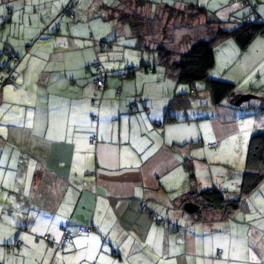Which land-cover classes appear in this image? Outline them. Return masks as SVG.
Listing matches in <instances>:
<instances>
[{"label":"crops","instance_id":"crops-1","mask_svg":"<svg viewBox=\"0 0 264 264\" xmlns=\"http://www.w3.org/2000/svg\"><path fill=\"white\" fill-rule=\"evenodd\" d=\"M125 1L99 0V4L108 16L125 23L118 18L116 8ZM230 1L146 0L141 8L150 14L170 9L205 10L197 20L198 25L208 28L206 33L197 32V37L205 39L220 22H227L224 27L230 30L246 16L264 22V0H254L255 12ZM0 2L2 15L8 5L24 10L29 4L28 0ZM12 14L16 15L14 7ZM215 54L211 75L236 84L235 92L219 104L213 103L206 87L198 93L196 86V92L189 94L192 87L178 83L165 69L139 70L127 78L109 75L102 92L95 86L93 73L86 74L82 88L79 77H65L66 93L60 98L50 93V86L58 85L53 75L60 65L55 63L53 68L40 65L31 83L35 86L31 101L36 103L28 107L25 118L29 110L36 115L33 125H28L27 121L18 124L4 120L10 115L1 111L7 103L6 85L13 72L7 82L0 83V205L4 204V213L11 215L19 208L20 214L24 211L20 222L45 228L51 234L46 235L56 240L62 233L57 237L52 228L74 230L68 252L62 254L43 237L41 250L46 258L66 259L68 255L92 261L125 260L124 255H130L128 260H132L140 258V252H149L158 255L160 264H172V256L180 264H264V182L243 200L234 218L211 214L197 220L181 203L191 185L187 159L193 160L200 189L218 184L228 197L238 196L250 138L264 124V111H260L264 107V34L244 51L229 36L215 47ZM26 62L21 67L25 73L21 70L20 85L26 88L21 97L28 98L27 82L31 79L30 63ZM239 63L241 66L233 70ZM125 65L116 62L109 68L120 72ZM88 66H79L81 75L91 71ZM249 68L258 73V81L242 86ZM177 95L190 96L191 104L174 109L176 119L166 122L165 114ZM135 98L136 110H131ZM257 118L263 122L254 127ZM93 136L96 139L91 141ZM214 142L216 147H208ZM214 165L223 168L214 170ZM3 195L7 197L2 202ZM10 215L5 217L9 221ZM78 222L90 224L95 231L83 243L80 232L74 229ZM153 230L158 239L151 241ZM99 238H103V246ZM17 255L7 254L0 245L3 264Z\"/></svg>","mask_w":264,"mask_h":264},{"label":"rangeland","instance_id":"rangeland-1","mask_svg":"<svg viewBox=\"0 0 264 264\" xmlns=\"http://www.w3.org/2000/svg\"><path fill=\"white\" fill-rule=\"evenodd\" d=\"M28 1L29 4H27L24 10L17 9L15 5H12L16 15H10V22L3 23L1 18L2 13L0 11V77L1 75H5L4 69H2L4 65L9 64V67L13 70V77L10 79L9 84L6 85L5 92L6 97L8 99L10 98V101L6 99L7 103L5 108L1 111L10 114L9 117L4 118L5 121L11 119L18 124L26 123L27 121L28 125H33L35 122L32 117L35 118L36 111L29 110L28 118H25V115L28 107L36 103L35 100L31 101L35 93V86L31 83L40 71V65L44 66V68H53L55 63L60 65L53 75L58 85L50 86L51 95L56 94L60 98L66 93V87L63 86L66 82L65 77H69L70 80L79 77L80 81L78 84L82 88L86 74L89 73L91 75L93 73L97 62H101L110 75H117L118 77L125 75V72L129 69L128 67L134 66L136 70H140L139 68L142 67V49L137 45V37L132 32L131 25L126 22L121 23L115 21L108 16V12L100 8L99 0H67L66 2L64 0L62 2L61 0L55 2L54 0ZM70 5H72V10H74L75 19L64 14V9L70 7ZM133 9L137 8L133 7ZM138 10L142 12V9ZM198 24L197 20L188 18L187 12L185 11H167L164 13L163 23L157 28L155 34L150 36V39L154 40V42L167 43L170 48L175 49V52L180 53L181 51H185L196 40L198 31L206 33L208 28ZM129 31L131 32L130 35H128ZM93 37L95 40H93ZM104 41L112 42L113 48L103 50L102 43ZM12 53L21 58V64L11 59ZM25 59L30 63L29 78L31 80L27 82V88L30 92V97L28 98L21 97V91L26 88H24V85H20L23 78V75L20 74L21 67L25 64ZM116 62L126 64L118 70L120 72H112L109 68L110 65ZM82 65L84 67L90 65L91 71L86 72L85 75H81L79 66ZM240 66L241 63L237 64L233 70L238 69ZM252 69L249 68L248 75L244 78L242 86H248L250 83H256L258 81V76L256 75L258 73H254L255 70ZM22 73H25V70H22ZM17 85H19V88L15 91L14 88ZM196 86L198 93H201L206 87V84L205 82H198ZM10 95L12 96L10 97ZM251 116L255 120V114ZM262 120L257 118L253 122V126H257L258 123L263 122ZM256 129L253 134L256 131L264 130V124ZM240 163L243 164V160ZM3 164L4 161L2 160L1 167H3ZM212 168L221 171L223 167L214 165ZM201 189L206 188L201 187ZM5 197L7 196H2V202ZM11 198L14 201V197ZM22 213L24 216V211ZM21 214L19 208H15L11 215L6 214L4 213V204L0 205V221L4 222L0 224V245L6 248L7 254H18L15 260L10 261L8 259V264H160L156 260L158 255L149 252H140V258L132 260H128L130 255H124L125 260H116L117 258L115 257L111 259L100 258L99 260L92 261L91 258L88 259L85 256H77V258L71 259L67 253L66 259L63 257H60V259L54 257L46 258L44 252L41 250V244L45 243L43 237L46 234H50L49 231L40 227L32 228L30 224L20 222L19 217ZM146 214H149V212H146ZM9 215L11 221L5 218ZM251 218L253 217L251 216ZM16 222H20L21 226H19L20 224H16ZM65 224L70 225L68 222ZM74 225V229L80 232L82 236L80 238L82 243L83 240L85 241L90 238V234H93L92 232H95L92 230L93 228L90 224L78 222ZM15 226L17 227L16 229H14ZM85 226L90 227L91 231H79L80 229L84 230ZM50 231L52 234H56L57 237H60L62 233L61 230L54 228ZM71 231L74 233V230L71 229ZM153 233H155V230L150 233L151 241L158 239L157 234ZM37 238H41V240L39 241ZM17 239L25 241V245L22 246L23 242L21 241L22 243L19 244V247L16 246L15 250H10L7 245L15 244ZM26 240L31 241L33 243L32 246ZM99 240L103 246L105 243L103 238H99ZM86 247L90 251L88 249L90 245ZM66 249L61 251L55 249V251H60L62 254L68 252ZM20 251L22 253L19 254ZM170 261L172 264H180V261L173 258V256ZM0 263L3 264L1 261ZM162 263L169 264V261Z\"/></svg>","mask_w":264,"mask_h":264},{"label":"trees","instance_id":"trees-1","mask_svg":"<svg viewBox=\"0 0 264 264\" xmlns=\"http://www.w3.org/2000/svg\"><path fill=\"white\" fill-rule=\"evenodd\" d=\"M235 1L238 2L236 4L245 8L249 7L254 12L257 9V3H255L254 0H246V2L244 0H231L230 3H235ZM145 3L146 0H134V3L126 0L121 6H116L119 12L118 18L131 25L137 37V45L142 49L143 64L139 69L147 72L165 69L170 76L177 79L178 83L187 84L192 87L189 94L196 92L195 88L198 82H205L206 88L211 93L213 103L215 104H219L225 98L233 94L236 88L235 82L211 75L210 71L216 65L215 47L227 37L232 36L239 48L242 51L246 50L258 35L264 34V22L258 20V18L251 19L246 16L241 21L235 22L234 24H236V26L232 28V30L224 27V24L227 22H220L216 30H211V37L209 39L196 37V40L193 41L185 51L179 53L175 52V49L170 48L167 43L154 42V40L150 39V36L154 35L157 28L163 23L165 12L159 11L154 14L147 13L141 8ZM70 7L64 9V14L68 15V10H72ZM133 7L137 9H133ZM138 9H142V12ZM170 11L176 12V10L173 9H170ZM183 11L187 12L188 18L192 20H198L205 14V10L202 11V9ZM12 12L13 7L8 5L5 14L1 17L3 23L10 22V15ZM207 24H212V22L208 21ZM93 40H95L94 37ZM112 47V42L104 41L102 43L103 50H109ZM11 59L16 63L20 61V58L13 53ZM98 65L104 70V84L101 87H99L96 82L100 77L96 69ZM9 66L8 64L2 67L5 75H1L0 77L1 84L7 82L8 78H11L10 74L13 70ZM128 68L125 75L120 77H131L139 71L136 70L134 66ZM87 69L91 70V66H88ZM93 74L95 76L94 82L97 90L100 92L104 91L107 86V77L110 74L105 70L101 62L95 64ZM117 91L120 92V89H117ZM137 102L138 98H135L130 104L131 110H136ZM190 104V96L177 95L168 107L165 114V121L176 119L172 113L174 109L189 107ZM261 110L264 111V107H262ZM145 111L149 113L150 109L145 107ZM94 117V120L99 119L98 116ZM185 166L190 175L191 185L181 202L184 208L186 204L196 205L198 210L193 214L196 216L197 220H205L207 216L211 214H221L226 218H234L241 210L243 200L249 197L264 182V130L256 131L250 138L246 155L245 171L240 184L239 194L236 197H228L226 191L218 184H214L212 187L206 189H200L194 172L193 160L187 159L185 161ZM65 229L71 232L70 229L65 226L61 228L62 235L60 240L52 238L49 240L51 246L60 251L66 249L68 242L73 239V234L71 232L72 238L64 243L63 234ZM79 231H91V228L85 226L84 230L80 229ZM18 242L21 241L17 239L15 244H8L7 246L10 250H15L16 246L19 247Z\"/></svg>","mask_w":264,"mask_h":264},{"label":"built area","instance_id":"built-area-1","mask_svg":"<svg viewBox=\"0 0 264 264\" xmlns=\"http://www.w3.org/2000/svg\"><path fill=\"white\" fill-rule=\"evenodd\" d=\"M245 2H246V0H244ZM236 2V1H235ZM68 15H69V17L70 18H72V19H74L75 18V14H74V12L72 11V10H68ZM97 70H98V72H99V74H100V77L97 79V84H98V86L99 87H101L103 84H104V73H103V68H101V66L100 65H98L97 66V68H96ZM10 76H12V73L10 74ZM93 118H95L94 116H93ZM96 138L95 137H93V138H91L90 140L91 141H94ZM218 145V143L217 142H214V143H211V144H209V147L210 148H214V147H216ZM82 230V229H81ZM46 240H50L51 239V236L50 235H46L45 237H44ZM72 238V234H71V232H69L67 229H65L64 230V234H63V241H64V243L67 241V240H69V239H71ZM22 242H18V244H21ZM64 243H63V245H64ZM221 252H222V250H219L218 251V254L220 255L221 254Z\"/></svg>","mask_w":264,"mask_h":264},{"label":"water","instance_id":"water-1","mask_svg":"<svg viewBox=\"0 0 264 264\" xmlns=\"http://www.w3.org/2000/svg\"><path fill=\"white\" fill-rule=\"evenodd\" d=\"M185 209L190 213H194L198 210V207L194 204H186Z\"/></svg>","mask_w":264,"mask_h":264}]
</instances>
